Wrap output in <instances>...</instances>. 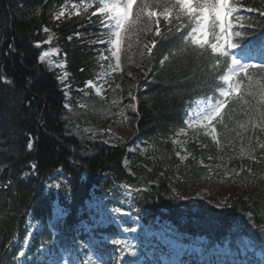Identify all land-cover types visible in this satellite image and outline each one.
I'll return each mask as SVG.
<instances>
[{"label": "trees", "instance_id": "1", "mask_svg": "<svg viewBox=\"0 0 264 264\" xmlns=\"http://www.w3.org/2000/svg\"><path fill=\"white\" fill-rule=\"evenodd\" d=\"M73 1L0 0V264H14L16 248L11 251L12 242L22 232L29 211L43 220L50 217L53 195L44 194V182L58 169L69 177L73 202V210L57 237V244L64 248L71 247L74 224L80 216L77 208L90 189L110 188L115 183L139 188L135 194L137 208L152 218L170 221L185 233L205 235L211 244H222L229 238L232 245L246 235L264 249V180L245 185L209 180L205 168L191 161L158 176L160 166L170 161L146 165L128 151L138 140L162 146L160 139L183 126L186 110L197 98L212 97L215 102L223 99L220 93L228 85L222 77L228 74V67L223 63L213 67L215 56L210 49L207 56L198 54L204 50L190 43L191 35L185 34L190 32L187 25L180 32H169L177 22L159 21L162 36L157 37L155 19L147 25L151 31L141 22L122 42L120 74L115 76L112 95V110L128 117L124 141L111 146L100 136H84L65 108L56 73L39 61L37 46L51 37L52 44L64 53L69 73L79 83L93 76L97 65L87 41L96 29L93 23L80 15L54 20V13ZM233 3L238 10L232 21L233 31L240 35L232 36L237 47L229 49L230 54L248 58L245 64L264 65V55L260 57L258 50L264 42V0ZM237 15L243 20L237 21ZM153 39L156 46L147 54L144 45L150 46ZM248 54L257 60L252 62ZM224 59L220 57L221 62ZM250 71L251 88L258 93L264 87V73ZM257 99L249 97L246 90H242L241 98H230L221 123L215 124L219 143L206 136L204 147L194 152L212 159L239 153L257 158L263 153L260 145L264 144V128L253 127L260 123L254 119ZM130 105L135 106L134 111ZM125 159H129L132 173L124 168ZM200 188L206 189L217 205L225 206L207 207L182 200ZM45 234L34 240V247L48 239ZM101 254H107L104 262L110 263L109 250Z\"/></svg>", "mask_w": 264, "mask_h": 264}, {"label": "rangeland", "instance_id": "2", "mask_svg": "<svg viewBox=\"0 0 264 264\" xmlns=\"http://www.w3.org/2000/svg\"><path fill=\"white\" fill-rule=\"evenodd\" d=\"M85 3L92 5L87 11L79 7ZM97 3L98 0H74L65 3L54 13V20H61L64 17L75 16L79 12L80 16H86L96 28L94 32L91 30L87 40L93 49V57L97 65V70L91 78L79 83L69 73L65 55L52 44L51 37L43 43H38L37 46L40 47L39 61L57 74L59 84L64 91L65 108L71 115L75 127L84 136L90 138L100 136L105 143L115 146L124 141L128 117L123 112L113 111L111 108L112 95L116 87L115 76L120 74V67L115 68L116 60L107 51L110 47L107 43L110 33L109 29L101 24L103 18L98 11L95 16L91 14L96 11ZM73 5L77 7L74 8ZM61 10L65 12V15L56 19V14ZM153 11L160 14L159 21L170 24L163 19L159 8ZM91 17L93 20H90ZM153 19L156 18L153 17ZM173 22L176 21L173 19ZM75 37L78 38L81 35L76 34ZM45 52L48 53L47 56L44 55ZM104 56H108L109 59H103ZM226 90L227 88L223 91ZM109 100L110 103H108ZM213 103L216 102L210 97L194 101L187 109L183 126L168 138L160 139L162 146H155L147 140H138L128 148L129 153L142 158L146 165L155 166L160 162L159 160L170 161V164L160 166L161 171L158 176L172 172L176 167L179 168L191 161L205 168V177L209 180L236 185L253 184L258 180H264V152L257 158L239 153L215 159L199 156L194 152L195 148L204 147L203 141H206V136L213 138L211 133L205 135L206 129L199 124L201 114ZM123 165L128 173H132L129 159H125ZM148 167V170L153 168ZM169 178L173 180L171 173ZM64 183H66L65 178L53 179L47 184L46 193L53 192L59 195L62 190H65ZM138 191L139 188L127 184L114 185L100 194L92 195L90 203H87L88 208L94 209V214L91 215L92 224L88 229L97 227L113 229L108 241L114 246L116 264H129V262L146 264L148 261L154 264H187L185 260H195L204 264H235L238 251L244 253L245 261L251 260L253 264H264V252L256 248L247 238L236 242L234 248L228 244L209 248L207 239L203 237L191 239L178 231L171 222L161 221L158 218L151 219L145 211L136 208L134 199ZM182 200L193 205L218 206L212 200L210 193L203 188L190 197H183ZM53 210L57 215L62 213L56 200L53 202ZM131 228H135L136 231H130ZM103 239L105 240L106 236ZM130 251H136L137 256H128ZM22 260L24 262V257L18 258V262ZM89 263V259L86 260V264Z\"/></svg>", "mask_w": 264, "mask_h": 264}, {"label": "snow or ice", "instance_id": "3", "mask_svg": "<svg viewBox=\"0 0 264 264\" xmlns=\"http://www.w3.org/2000/svg\"><path fill=\"white\" fill-rule=\"evenodd\" d=\"M91 6L92 5L85 3L79 7L87 11ZM73 7L75 8L77 6L73 5ZM155 8L160 9L163 19L170 24L173 23V19L176 22H180L173 24V27H169V32H180L181 28L187 25L190 32L185 34L191 35L190 43L204 50L198 54L201 57L207 56L208 49H210L211 53L215 56L213 67L221 63H223L224 67H228V74L222 77L223 81L228 85L227 90L221 91L220 93L223 99L209 105L200 116L199 124L206 129L205 135L211 133L213 134V139H216L215 124L221 123L220 118L224 110L228 107L230 98H241L242 90H246L249 97L258 96L254 108V119L260 123H254L253 127L264 128V87H262L258 93L252 90L253 74L250 71L251 69H258L260 73H264V65L241 64L240 61L229 52V49L237 47L236 44L232 43V36L240 35V32L233 31L234 25L232 21L234 13L238 11L233 0H98L96 11H93L91 14L95 16L98 11L103 18L101 19L102 26L109 29L110 34L107 43L110 47H108L107 51L110 52L111 57L116 60L115 68L118 69L120 67V53L125 35L136 30L141 22H143L145 28H147L149 21L155 17L156 19L153 21V23L156 24L155 36H162L159 27L160 14H158L157 11H153ZM252 10V8L247 9V11ZM64 15L65 12L61 10L56 14L55 18L59 19ZM77 15H79V12H77ZM261 15H264V9L261 10ZM235 19L237 21H242L243 17L237 15ZM240 26L243 27L244 25L241 24ZM44 30L48 31L47 28ZM147 30L151 31L150 28H147ZM209 34H211V38H209ZM100 42L104 43L103 40H100ZM155 46L156 40L153 39L150 46L149 44L144 45V49L147 54H151ZM129 47H131V45H129ZM143 54L144 53H141V55ZM260 54L264 55V49H261ZM44 55L47 56L48 53L45 52ZM221 56L225 58L223 62L220 60ZM103 59L107 60L109 57L104 56ZM164 59L167 60L168 58L165 57ZM228 60H230L231 66H229ZM161 63H163V61H161ZM236 77L239 78L235 79ZM245 81L248 82L247 85H245ZM132 98L135 99V97ZM129 107H131L133 111L135 110L134 105H130ZM217 143L219 142L217 141ZM28 147L31 148L32 144L29 143ZM260 147L264 149V144H261ZM223 206L225 205H218V207ZM130 231L135 232L136 229L131 228ZM116 243L119 242L116 241ZM98 247V242L94 237H91L89 249ZM83 255L90 256L91 253L88 249H85ZM19 256L24 257L25 253L20 252ZM128 256L136 257L137 252L130 251ZM237 256L238 259L235 261V264H245L244 253L238 251ZM79 259L80 264H85L82 258ZM119 259L124 258L119 257ZM46 264H57V262L54 259L46 257ZM96 264H103V261H97ZM129 264H131V262H129Z\"/></svg>", "mask_w": 264, "mask_h": 264}]
</instances>
